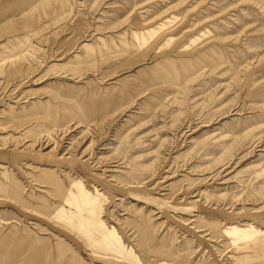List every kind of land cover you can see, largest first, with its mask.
I'll use <instances>...</instances> for the list:
<instances>
[{
  "label": "rangeland",
  "instance_id": "1",
  "mask_svg": "<svg viewBox=\"0 0 264 264\" xmlns=\"http://www.w3.org/2000/svg\"><path fill=\"white\" fill-rule=\"evenodd\" d=\"M0 264H264V0H0Z\"/></svg>",
  "mask_w": 264,
  "mask_h": 264
}]
</instances>
